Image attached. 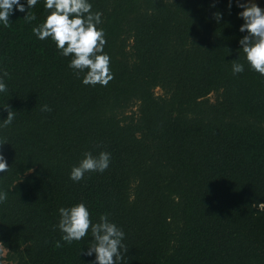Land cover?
I'll return each mask as SVG.
<instances>
[{"label": "trees", "instance_id": "trees-1", "mask_svg": "<svg viewBox=\"0 0 264 264\" xmlns=\"http://www.w3.org/2000/svg\"><path fill=\"white\" fill-rule=\"evenodd\" d=\"M91 3L103 13L106 86L83 84L71 56L33 33L51 11L44 0L29 10L34 20L14 10L0 25L9 73L0 119L4 106L15 111L0 128L8 264H91V232L67 243L57 227L58 209L81 201L94 222L107 213L123 228L122 264H264V75L239 43L243 9L236 0ZM235 62L243 72L233 74ZM102 150L111 153L103 173L70 179L85 152Z\"/></svg>", "mask_w": 264, "mask_h": 264}, {"label": "clouds", "instance_id": "clouds-1", "mask_svg": "<svg viewBox=\"0 0 264 264\" xmlns=\"http://www.w3.org/2000/svg\"><path fill=\"white\" fill-rule=\"evenodd\" d=\"M39 0H0V25L8 27L9 16L18 10L27 13L25 18L34 20L35 15H29ZM241 9L238 16L243 18L240 32H247L239 43L250 68L264 75V9L255 0H236ZM231 0H229V7ZM91 0H44V8L51 10L44 21L33 27V33L43 40L51 37L62 56H71L69 67L77 70V75L84 72L82 83L85 85L100 84L106 86L113 73L110 67V55L104 51L106 38L102 25V11H92ZM219 19L221 14L216 13ZM239 59V58H238ZM238 59H235L238 61ZM233 74L244 71V64L235 62L232 65ZM9 75L6 69H0V93L7 91L5 77ZM6 118L0 119V128L7 127L15 119V111L9 106ZM43 110L51 109L45 105ZM6 141H0L3 145ZM111 153L102 150L98 155L92 152L84 153L78 164L73 165L70 179L80 181L85 173H103L110 165ZM9 164L4 154L0 152V172L8 170ZM7 199V192L0 189V203ZM59 222L57 227L62 233L61 240L72 243L79 241L91 232V243L87 254H95L91 264H122L123 252L127 251L124 244L125 232L121 226L109 219L107 213L100 215L98 221L91 219L89 206L81 201L70 207L61 206L58 209ZM60 247L61 241L56 242ZM82 251V249H81Z\"/></svg>", "mask_w": 264, "mask_h": 264}, {"label": "rangeland", "instance_id": "rangeland-1", "mask_svg": "<svg viewBox=\"0 0 264 264\" xmlns=\"http://www.w3.org/2000/svg\"><path fill=\"white\" fill-rule=\"evenodd\" d=\"M245 1V0H244ZM255 2L262 8L264 9V0H255ZM157 92L161 93V89L157 88ZM214 98V95H212ZM6 251L7 249L4 248L3 246L1 247L0 250V264H8V260L5 258L6 257Z\"/></svg>", "mask_w": 264, "mask_h": 264}]
</instances>
